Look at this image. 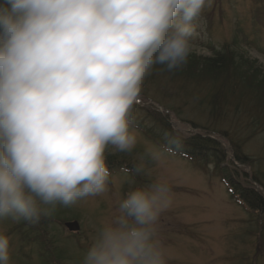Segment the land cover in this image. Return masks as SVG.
I'll use <instances>...</instances> for the list:
<instances>
[{"label": "clouds", "instance_id": "clouds-1", "mask_svg": "<svg viewBox=\"0 0 264 264\" xmlns=\"http://www.w3.org/2000/svg\"><path fill=\"white\" fill-rule=\"evenodd\" d=\"M208 2L2 0L0 218L36 223L42 204L106 191L107 146H136L130 112L143 82L156 64L187 63ZM168 194L162 183L130 192L83 264H165L154 226ZM9 261L0 234V264Z\"/></svg>", "mask_w": 264, "mask_h": 264}, {"label": "rangeland", "instance_id": "rangeland-1", "mask_svg": "<svg viewBox=\"0 0 264 264\" xmlns=\"http://www.w3.org/2000/svg\"><path fill=\"white\" fill-rule=\"evenodd\" d=\"M193 23L187 63L173 70L156 64L143 82L130 112L136 146L130 152L107 146L106 191L69 205L42 204L46 214L36 223L0 218V234L10 240L9 264H83L128 194L158 183L168 186L170 199L154 226L165 264H264L261 218L230 196L214 165L164 151L146 134L168 141L206 135L225 151L223 167L248 176L260 171L264 186V106L241 80L209 74L206 65L231 54L264 77V0H209ZM236 149L252 168L236 162ZM255 189L264 196V187ZM76 221L80 231H67L65 223Z\"/></svg>", "mask_w": 264, "mask_h": 264}, {"label": "trees", "instance_id": "trees-1", "mask_svg": "<svg viewBox=\"0 0 264 264\" xmlns=\"http://www.w3.org/2000/svg\"><path fill=\"white\" fill-rule=\"evenodd\" d=\"M230 55L223 54L216 59L207 61L208 73L216 72L212 75L228 73L230 77L233 76L232 78L234 80H241L243 88L247 91H255V93L258 94L256 100L264 106V77H260L253 68L247 67L244 63H241L242 61ZM167 129L170 130L169 128ZM144 133L146 132L144 131ZM170 133L174 134L171 130ZM146 134L164 151L180 155L191 162L197 163L204 160L214 165L215 169L219 171L220 178L227 187L230 196L237 198L238 202L248 211L258 215L264 227V196L255 189V184L259 187H264L263 180L261 179L263 177L260 171L257 173L252 172V174L248 176L245 172L240 174L237 171H231L223 167L227 160L225 151L217 140L211 139L206 135H196L192 136L190 139L177 138L174 136L173 141H168L161 140L159 137L149 133ZM236 150V152L234 151L236 162L242 166L251 167V160L247 156L239 154L240 150ZM104 155L107 157L106 154ZM231 165L237 168L233 163H231ZM237 176H241L242 180L235 182Z\"/></svg>", "mask_w": 264, "mask_h": 264}, {"label": "water", "instance_id": "water-1", "mask_svg": "<svg viewBox=\"0 0 264 264\" xmlns=\"http://www.w3.org/2000/svg\"><path fill=\"white\" fill-rule=\"evenodd\" d=\"M65 227L69 232H79L80 226L78 222H67Z\"/></svg>", "mask_w": 264, "mask_h": 264}]
</instances>
